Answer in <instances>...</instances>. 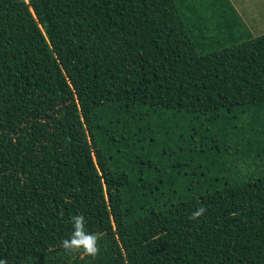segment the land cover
I'll use <instances>...</instances> for the list:
<instances>
[{
  "label": "trees",
  "instance_id": "trees-1",
  "mask_svg": "<svg viewBox=\"0 0 264 264\" xmlns=\"http://www.w3.org/2000/svg\"><path fill=\"white\" fill-rule=\"evenodd\" d=\"M250 30L229 0H0V259L264 264ZM78 214L95 259L60 246Z\"/></svg>",
  "mask_w": 264,
  "mask_h": 264
},
{
  "label": "clouds",
  "instance_id": "clouds-1",
  "mask_svg": "<svg viewBox=\"0 0 264 264\" xmlns=\"http://www.w3.org/2000/svg\"><path fill=\"white\" fill-rule=\"evenodd\" d=\"M205 212V208H198L191 213L189 218L198 220ZM71 220L73 225L71 236L63 239L60 246L69 254L80 253L83 256L95 259L100 254V235L85 231V217L83 215H75L71 217ZM0 264H8V262L6 259H0Z\"/></svg>",
  "mask_w": 264,
  "mask_h": 264
},
{
  "label": "rangeland",
  "instance_id": "rangeland-1",
  "mask_svg": "<svg viewBox=\"0 0 264 264\" xmlns=\"http://www.w3.org/2000/svg\"><path fill=\"white\" fill-rule=\"evenodd\" d=\"M253 36L264 34V0H229Z\"/></svg>",
  "mask_w": 264,
  "mask_h": 264
}]
</instances>
